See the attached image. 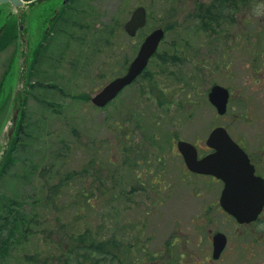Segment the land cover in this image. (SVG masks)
<instances>
[{
  "label": "rangeland",
  "instance_id": "1",
  "mask_svg": "<svg viewBox=\"0 0 264 264\" xmlns=\"http://www.w3.org/2000/svg\"><path fill=\"white\" fill-rule=\"evenodd\" d=\"M212 1L220 2L74 0L55 35L46 33L48 17L62 0L25 7L29 55L20 9L0 6V28L11 24L0 42V168L16 160L0 175V264H54L55 243L88 229L131 243L125 264H163L167 248L180 259L198 241L203 251L207 238L196 222L209 205L208 186L186 173L177 142L206 147L213 128L229 124L208 100L213 85L233 94L234 131L247 108L239 100L264 102V74L255 75L264 69V0H227L215 11L217 24L204 29L198 11ZM139 6L148 25L130 38L124 24ZM158 28L166 36L144 75L118 100L94 107L90 99L126 73ZM27 126L29 136H21ZM55 172L71 180L49 212L39 199L59 182ZM35 211L39 223L30 226ZM23 226L36 235L27 238Z\"/></svg>",
  "mask_w": 264,
  "mask_h": 264
},
{
  "label": "flooded vegetation",
  "instance_id": "2",
  "mask_svg": "<svg viewBox=\"0 0 264 264\" xmlns=\"http://www.w3.org/2000/svg\"><path fill=\"white\" fill-rule=\"evenodd\" d=\"M73 1L62 0L61 5L52 10L53 15L48 17L47 34L51 31L52 33L58 31L53 26L60 14L71 8ZM42 4L35 0L31 6H41ZM56 32L53 34L55 35ZM263 74V68L255 73L256 76ZM134 83L125 87L115 100H118L127 89L134 86ZM229 91L230 100L227 112L223 116H218L223 119L228 116L231 118L229 124L223 127L235 144L240 147L242 153L227 165L225 179H220L215 175L193 173L184 164L186 173L191 177L194 176L196 183L200 182L199 178H202L201 181L207 182L209 205L203 207L196 222V229L202 231L207 240L201 247L204 248L203 251L198 250L200 248L199 241L193 244L192 248L186 246L180 254V259L177 257L174 259L167 248L165 255L162 254L164 255L163 264H166V261L169 262L168 264H171L170 261L175 264L180 261H185V264H264V102L261 99L239 100V106L247 105V108L245 113L241 114V129L234 131L232 125L237 116H234V112L233 116L230 115L232 113L230 105L234 99H232L231 90ZM92 99L93 97L90 99L91 102ZM251 103H257L259 108H252L253 104ZM219 126L221 125H217L215 128ZM196 147L199 159L216 152L214 148L208 146L196 145ZM217 234L223 235L222 239L217 240V246L224 243V247L216 258Z\"/></svg>",
  "mask_w": 264,
  "mask_h": 264
},
{
  "label": "water",
  "instance_id": "3",
  "mask_svg": "<svg viewBox=\"0 0 264 264\" xmlns=\"http://www.w3.org/2000/svg\"><path fill=\"white\" fill-rule=\"evenodd\" d=\"M48 0H38L42 3ZM11 4L15 7L22 8L27 1L25 0H0V6L3 4ZM147 24V12L144 7L137 8L131 19L125 24V30L130 36H135L140 29H143ZM23 30V27H21ZM4 28L0 31V37ZM165 37L163 29L153 31L143 42L140 51L131 64L129 71L126 75L119 77L109 83L100 93H98L92 100V103L97 107H105L110 101L124 89L130 85L147 67L149 60L157 52L160 43ZM210 101L217 107L220 114H224L227 109L229 100V91L222 86H215L209 94ZM18 119V112L14 115L13 122L16 124ZM13 130L10 132V135ZM207 145L216 149V153L208 155L199 160L196 148L185 141L178 143V148L184 156L188 168L198 174L210 175L214 174L223 178V172L226 171L227 164L237 157L238 146L234 145L227 135L225 129L219 127L210 135Z\"/></svg>",
  "mask_w": 264,
  "mask_h": 264
},
{
  "label": "trees",
  "instance_id": "4",
  "mask_svg": "<svg viewBox=\"0 0 264 264\" xmlns=\"http://www.w3.org/2000/svg\"><path fill=\"white\" fill-rule=\"evenodd\" d=\"M223 2L226 3L227 0H220L219 4L216 3V1H212L211 4H208L207 6H202L199 9L197 18L199 16V18L203 22L204 29H206L208 26H211V23L217 24L219 16L215 13V11L217 9L221 10L219 9V7L222 6ZM62 14H60V16ZM10 25L11 24H8L5 32L3 33L0 39V42L4 39L5 34L7 33ZM40 83L41 82H39V85ZM28 129V126L27 128H24L22 130V133L20 132L21 136H29ZM17 142L19 146V140H17ZM15 161L16 160L14 157L12 159L10 158L7 164L2 167L3 170L2 168H0V175H3L4 172H6L11 167V164L15 163ZM57 174L58 172H55L53 177L57 178L59 182L53 187H51L50 191L46 190V188H43L42 192L44 193V195H48V197H42L41 199H39L42 202L44 210L49 212H53V210H58V206L56 204L58 201H56L57 199L55 198L60 195V188L65 186V184H68L69 180H71L69 174L64 176L59 175L60 177L57 176ZM74 176L78 177L79 174H75ZM39 200L34 204L39 203ZM25 217L26 216L23 214L19 218V230L26 219ZM31 218L32 219L29 220L30 226H32L33 224L37 225L39 223L36 222V218H38V214L36 211L31 215ZM30 226L27 228L23 226L27 238H29L30 236L34 237L36 235V231L33 230L32 232V227L30 228ZM68 234L69 235H65L63 240L59 239V241L56 242L57 244L55 243V249L53 251V258L55 262L54 264H125V251H127V254H130L131 250H133L134 247L131 243L125 244L122 240H119L116 237V233H114L115 235H110L109 233L103 234V232L90 233V229H88L85 232H68Z\"/></svg>",
  "mask_w": 264,
  "mask_h": 264
}]
</instances>
